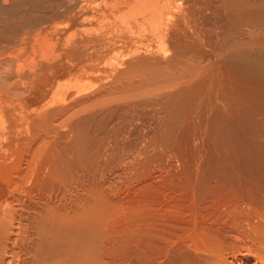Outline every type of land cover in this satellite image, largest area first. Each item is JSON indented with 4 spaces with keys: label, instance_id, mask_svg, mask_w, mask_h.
Masks as SVG:
<instances>
[{
    "label": "bare ground",
    "instance_id": "6f19581e",
    "mask_svg": "<svg viewBox=\"0 0 264 264\" xmlns=\"http://www.w3.org/2000/svg\"><path fill=\"white\" fill-rule=\"evenodd\" d=\"M103 1L0 59V264H264V0Z\"/></svg>",
    "mask_w": 264,
    "mask_h": 264
},
{
    "label": "rangeland",
    "instance_id": "374dc122",
    "mask_svg": "<svg viewBox=\"0 0 264 264\" xmlns=\"http://www.w3.org/2000/svg\"><path fill=\"white\" fill-rule=\"evenodd\" d=\"M46 0H42L41 1V3H39L38 2V5L36 6V4H37V2H34V3H31V5H27L26 4V6H24V5H21V6H19V12L17 13V16L13 19V18H8V19H5V21L4 20H1L3 23L2 24H0V52H1V54H0V59H1V61H2V65L3 66H5L7 63H9V57L11 56V55H15V56H19V55H21L22 54V56H28V55H31L34 51H36L37 53H40V52H42V48H41V46L43 47V48H45L46 47V44L48 45V44H50V43H55L56 42V38H57V35H51V33H52V29L51 28H53L54 27V25H55V22H56V24L57 23H59L58 25H59V27H61V26H64V25H66L65 24V21L64 20H62V19H52V18H49V14H47V13H49L50 11V9H52V8H56V9H58L59 11H65L68 7L69 8H71L73 5V2L75 1V0H64V2H63V4H62V1L60 0H48V1H46ZM50 1V2H49ZM56 1V2H55ZM59 1V2H58ZM87 2H88V4H87V6H86V14H85V17H88V18H90L91 19V21L92 20H94L93 22H97L98 23V19L97 18H99L96 14H98L99 13V11H100V9L104 6V1L103 0H86ZM98 1V2H97ZM103 1V2H102ZM107 2H109L108 0H106ZM105 1V2H106ZM155 1V2H154ZM120 0V3H122V2H126V5H124V6H120V5H117V6H114L113 8L115 9V11H116V13L115 14H120V15H126L127 17H141L142 15H140L139 16V14L141 13V11H139L140 9H141V7L140 6H143L144 4H147V3H149V2H154V4H156V5H158V6H162L163 4H168L169 6H168V8L170 9V10H173L174 9V7H175V0ZM43 2V3H42ZM54 2H55V4H54ZM101 2V3H100ZM167 2V3H166ZM168 2H170V3H168ZM50 3V4H49ZM60 3V4H59ZM68 3V4H67ZM110 3V2H109ZM52 4H53V6H52ZM99 4V5H98ZM139 4V5H138ZM162 4V5H161ZM34 5V6H33ZM56 5V6H55ZM30 6V7H29ZM164 6V5H163ZM36 7H38L37 9H36ZM42 7V8H41ZM109 7V6H108ZM30 8V9H29ZM46 9V11H44L45 9ZM122 10H121V9ZM125 8V9H124ZM133 8V9H132ZM47 9H48V11H47ZM117 9H120L118 12H117ZM30 10H31V12H30ZM36 10V11H35ZM128 10H130L132 13H133V15H132V13L130 12V11H128ZM180 10H185V7L184 8H181ZM32 11H33V13H32ZM35 11V12H34ZM39 11V12H38ZM41 11V12H40ZM76 11H77V9L76 10H74V12L76 13ZM91 11V12H90ZM126 12V14H124V12ZM130 12V14H128V12ZM140 13H139V12ZM186 11V10H185ZM29 12V13H28ZM45 12V13H44ZM47 12V13H46ZM72 9H71V14H72ZM120 12V13H119ZM37 13V14H36ZM41 13V14H40ZM91 13V14H90ZM138 13V14H137ZM32 14V18L33 17H35V15H36V17H37V15H38V17H42L41 18V20H39L40 18H38V23L39 24H37V25H34L33 27H25V28H27L26 30L29 32V34H25V32H18L16 29V27H15V25L17 26H20L21 25V27H24V25H25V23H29L30 24V15ZM28 15V16H27ZM40 15V16H39ZM46 15V16H45ZM95 15V17H93ZM94 18V19H93ZM34 19V18H33ZM42 19L44 20L45 19V21H43L44 22V25H43V22H42ZM51 19L52 20H54V22L53 21H51ZM50 20V21H49ZM81 21L83 20V18L81 17V19H80ZM14 23H12V22ZM17 21L19 22V23H21V24H19V23H17ZM27 21V22H26ZM16 22V23H15ZM41 22V23H40ZM93 22H91V24L90 25H93L94 23ZM142 22V21H141ZM11 24V25H8V24ZM48 23V24H47ZM4 25V26H3ZM8 25V26H7ZM14 25V26H13ZM43 25V27H41ZM5 26H6V28L7 29H5ZM11 27H14L15 28V30L13 31L12 29L13 28H11ZM56 27V26H55ZM93 27H96V26H93ZM10 28H11V30L12 31H10ZM6 30V31H5ZM2 31H5V32H3V34H1L2 33ZM17 31V32H16ZM16 33V34H14V33ZM99 33H97V31H96V33L94 32L93 34H92V38L91 37H89V38H91V40H92V43H95V41L96 40H98L99 39V35H98ZM9 35V36H8ZM12 35V36H11ZM5 37V38H4ZM27 37V38H26ZM39 37V38H38ZM97 37V38H96ZM101 37V36H100ZM4 38V39H3ZM8 38V39H7ZM25 38L28 40V41H26L25 40ZM38 38V39H37ZM44 38H46V41L44 40ZM7 39V40H6ZM24 39V40H23ZM2 40V41H1ZM12 40V41H11ZM6 41V42H5ZM10 42V44L8 43V42ZM139 40L138 39H132L131 41H130V43L128 44V46L129 47H134L135 46V43H137ZM22 42V43H21ZM26 42V43H25ZM34 42V43H33ZM156 40H154L153 38H146V40H145V44H155L156 45ZM7 45V46H5V45ZM21 44V45H20ZM26 44V45H25ZM9 45V46H8ZM12 45V46H11ZM33 45H35V46H33ZM49 46V45H48ZM4 47V48H3ZM22 47H24L23 49H22V53H19V51L21 50L20 48H22ZM40 47V48H39ZM19 48V49H18ZM18 51V53H16L17 51ZM25 49V50H24ZM12 50V51H11ZM5 52V53H4ZM10 52H11V54H10ZM25 52V53H24ZM9 54V55H8ZM7 56H8V58H7ZM12 57V56H11ZM3 58V59H2ZM8 59V60H7ZM116 59H118V55L117 56H113V60H114V62H116ZM4 60V61H3ZM49 80V81H48ZM56 80V81H55ZM68 79H61V77L59 78V79H57L56 77H47L46 78V82L44 83V85L42 86V90L43 91H45V92H49L48 93V95H47V97L48 98H51L52 96H53V94L55 93V91H56V89H57V87H58V85L60 84V83H62V82H66ZM55 88V89H54ZM54 90V91H53ZM44 92V93H45ZM47 94V93H46ZM50 94V95H49ZM39 104H43V102L42 101H39L38 102ZM87 103H85V106H81V108H86L87 107V105H86ZM103 113L105 114L106 112H104L103 111ZM106 116L105 117H107L108 116V113H106L105 114ZM102 119V118H101ZM100 119V120H101ZM151 126V125H150ZM151 127H153V125L151 126ZM99 129H100V127H99ZM143 129H145L144 131H143ZM107 130L108 129H105V133H107ZM140 131H138V129L136 130L137 132H135V131H133L132 133H130V135L129 134H120L119 135V137L118 138H120L119 140H120V145H119V149L118 150H116L115 149V151H118V152H124L126 149L128 150V146H132L133 144H136V147H140L141 146V143H140V139H145V138H147L148 137V134H150V132H149V130H147L145 127H141V129H139ZM145 131L148 133H146L145 134ZM141 132H143L145 135H142L143 133H141ZM133 134V135H132ZM121 135H123V136H121ZM128 135V136H127ZM107 135H105V134H101L100 135V137H106ZM124 136H126V137H124ZM134 138H133V137ZM140 136V137H139ZM142 136V137H141ZM123 137L124 138H126L127 139V137H128V139L127 140H125V139H123ZM138 137V138H137ZM145 137V138H144ZM129 139L131 140V141H129ZM133 139H134V141H133ZM142 139V140H143ZM148 139V138H147ZM135 140H137L138 141V143L137 142H135ZM142 140H141V142H142ZM114 141V140H113ZM124 141L125 142H127V144L126 143H124ZM111 142V141H110ZM131 142V144H129ZM124 144V145H123ZM125 146V145H127V146H125L124 148H122V146ZM111 146V145H110ZM109 146V148H111ZM121 146V147H120ZM127 147V148H126ZM108 148V149H109ZM122 149V150H121ZM129 149H131L132 150V148L131 147H129ZM134 149V148H133ZM124 150V151H123ZM126 152V151H125Z\"/></svg>",
    "mask_w": 264,
    "mask_h": 264
}]
</instances>
